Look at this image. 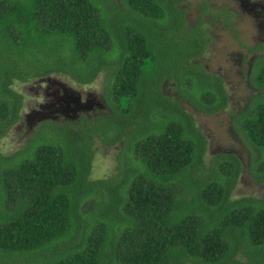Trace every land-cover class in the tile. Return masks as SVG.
<instances>
[{"label": "trees", "instance_id": "16d2710c", "mask_svg": "<svg viewBox=\"0 0 264 264\" xmlns=\"http://www.w3.org/2000/svg\"><path fill=\"white\" fill-rule=\"evenodd\" d=\"M183 1L0 0V138L21 118L15 81L103 75L95 115L43 121L0 152V264H264V197H232L239 156L206 160L183 105L212 114L229 101L199 59L208 3L190 25ZM246 77L252 93L232 125L264 183V52ZM96 139L119 144L108 177H90Z\"/></svg>", "mask_w": 264, "mask_h": 264}, {"label": "rangeland", "instance_id": "374dc122", "mask_svg": "<svg viewBox=\"0 0 264 264\" xmlns=\"http://www.w3.org/2000/svg\"><path fill=\"white\" fill-rule=\"evenodd\" d=\"M203 1H208L212 14L218 12L223 5L235 15L226 23L205 13L210 41L199 58L209 72L223 77L229 101L225 109L212 114L202 113L185 102L183 105L193 115L196 125L207 138L206 160L217 152H233L239 156L242 170L232 197H264V183H257L248 170L249 145L236 134L232 125L233 113L244 107L252 93L246 77L249 61L254 55L264 52V49H252L264 44V0H247L257 3L255 12L247 6H239V0H184L180 7L185 8L188 24L196 22ZM257 13H262L261 17ZM102 79L103 75L100 74L89 84H78L68 76L54 73L27 82L15 81L12 87L23 94L21 118L0 138V152L9 154L24 147L43 121L65 122L76 120L82 115H95V109H101L98 103L101 102ZM61 85L68 89L69 93L79 94L81 101L89 97L96 104L92 103L91 107L76 109L74 112L64 109L52 93L53 88ZM165 92L172 93L170 88H166ZM35 138L37 141L40 136L36 135ZM94 147L90 177L104 178L114 174L118 163L119 144L103 146L96 139Z\"/></svg>", "mask_w": 264, "mask_h": 264}, {"label": "flooded vegetation", "instance_id": "af4514ba", "mask_svg": "<svg viewBox=\"0 0 264 264\" xmlns=\"http://www.w3.org/2000/svg\"><path fill=\"white\" fill-rule=\"evenodd\" d=\"M207 3H208V1H207ZM256 4H257L256 2L250 3L247 0H239V6H241V7L247 6L249 9H252L253 12L256 11L255 10ZM208 6H209V3H208ZM209 10H210V6H209ZM223 10L230 12L226 17H227L228 21H231V19H233L235 16L234 13H232L230 10L226 9L223 5L220 7V9L218 10L217 13H219L220 11H223ZM208 14L211 15L212 12L211 13L208 12ZM257 15H259V17H261L262 13H259V14L257 13ZM205 20H207V19H205ZM51 81L52 80H50L49 83H51ZM49 83L47 81V84H49ZM52 84H54V82ZM69 92L70 91L62 85L59 87L53 88V91H52V93L55 95V97L58 98L59 103L61 104L62 107H64V109H69V110H72L74 112L76 109H83V108L91 107L90 105H92V103L96 104V102H93L92 99L89 97H86V99L84 101H81L80 100L81 97L79 94L74 95L73 93H69ZM98 105H100V103H98Z\"/></svg>", "mask_w": 264, "mask_h": 264}]
</instances>
